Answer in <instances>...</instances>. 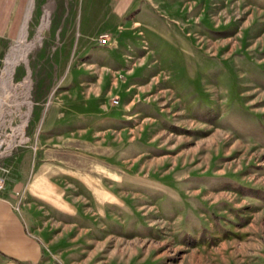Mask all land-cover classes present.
<instances>
[{
    "label": "rangeland",
    "instance_id": "rangeland-1",
    "mask_svg": "<svg viewBox=\"0 0 264 264\" xmlns=\"http://www.w3.org/2000/svg\"><path fill=\"white\" fill-rule=\"evenodd\" d=\"M26 31L0 193L52 263L264 264V0H33Z\"/></svg>",
    "mask_w": 264,
    "mask_h": 264
},
{
    "label": "crops",
    "instance_id": "crops-1",
    "mask_svg": "<svg viewBox=\"0 0 264 264\" xmlns=\"http://www.w3.org/2000/svg\"><path fill=\"white\" fill-rule=\"evenodd\" d=\"M24 0H0V56L18 35L26 10ZM0 264H54L33 231L0 193Z\"/></svg>",
    "mask_w": 264,
    "mask_h": 264
},
{
    "label": "bare ground",
    "instance_id": "bare-ground-1",
    "mask_svg": "<svg viewBox=\"0 0 264 264\" xmlns=\"http://www.w3.org/2000/svg\"><path fill=\"white\" fill-rule=\"evenodd\" d=\"M32 5H33V0H30L28 9L26 12V17H25L24 23L20 31V35L18 36V39L16 40V42L12 45L9 53L7 54L5 58L4 69L2 70V74L0 78V87L2 89L1 94H0V121L4 118V116H6V114H11V113L16 112L17 108L22 103L20 100H17L15 96H12L11 94H9L8 85L9 83H11V80L13 77L12 74L14 72L13 70H15L14 68L15 65L18 64L20 61H22V59L26 56V53L28 51L27 50L28 44H27L26 22L30 16ZM26 83H27V80H26ZM14 88H12V90ZM22 94H25V93L22 92ZM0 145H1V141H0Z\"/></svg>",
    "mask_w": 264,
    "mask_h": 264
},
{
    "label": "built area",
    "instance_id": "built-area-1",
    "mask_svg": "<svg viewBox=\"0 0 264 264\" xmlns=\"http://www.w3.org/2000/svg\"><path fill=\"white\" fill-rule=\"evenodd\" d=\"M106 37H107L106 33L101 34V36H99L100 42H104L106 40ZM2 185H3V176L0 175V188L2 187Z\"/></svg>",
    "mask_w": 264,
    "mask_h": 264
}]
</instances>
